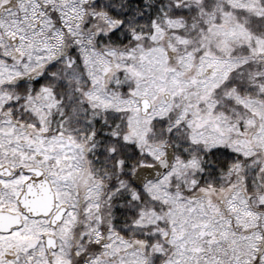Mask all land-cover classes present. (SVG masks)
<instances>
[{
  "label": "snow or ice",
  "instance_id": "1",
  "mask_svg": "<svg viewBox=\"0 0 264 264\" xmlns=\"http://www.w3.org/2000/svg\"><path fill=\"white\" fill-rule=\"evenodd\" d=\"M0 264H264V0H0Z\"/></svg>",
  "mask_w": 264,
  "mask_h": 264
}]
</instances>
